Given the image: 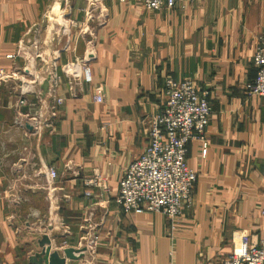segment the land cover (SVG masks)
<instances>
[{
	"label": "crops",
	"instance_id": "obj_1",
	"mask_svg": "<svg viewBox=\"0 0 264 264\" xmlns=\"http://www.w3.org/2000/svg\"><path fill=\"white\" fill-rule=\"evenodd\" d=\"M263 30L264 0H199L161 12L138 0L94 8L88 0H0V264H31L44 236L61 258L83 250L66 264H217L244 235L256 245L264 98L246 86ZM77 58H87L92 83L80 71L66 74ZM168 77L193 81L212 106L206 155L201 141L188 144L193 205L176 219L126 213L118 185L148 144ZM20 98L29 105L19 108ZM32 111L38 131L15 121ZM96 174L108 190L86 186Z\"/></svg>",
	"mask_w": 264,
	"mask_h": 264
},
{
	"label": "built area",
	"instance_id": "obj_2",
	"mask_svg": "<svg viewBox=\"0 0 264 264\" xmlns=\"http://www.w3.org/2000/svg\"><path fill=\"white\" fill-rule=\"evenodd\" d=\"M106 1L88 0L92 8L103 5ZM138 1L149 11L161 12L176 8L186 9L199 0ZM35 46L37 47V44ZM23 47V44L19 45L17 55H20ZM253 62L257 70L256 76L247 84L246 89L249 95L264 98V30L258 37ZM65 68L67 75L75 78L77 71H80L82 82L92 83L93 74L87 58H77ZM4 77H7L4 71H0V78ZM163 94L165 101L161 111L149 124L148 144L140 157L126 168L119 182L115 200L126 213L161 214L176 219L193 205L197 173L187 161L188 144L192 141H201L203 155H206V134L212 106L208 91L199 90L193 81L188 79L166 78ZM94 99L98 103L103 102L101 95H96ZM61 103L62 99L58 98L54 112ZM28 105L27 99H19V108ZM38 114L32 111L23 116L18 115L16 124H26L32 127L33 131H38L41 124ZM48 172L52 180L58 177L54 168H49ZM86 186L108 190L107 179L98 174L94 179L88 180ZM86 195L89 196L91 193L86 192ZM217 264H264V233L256 245L251 243L248 235L242 236L240 245Z\"/></svg>",
	"mask_w": 264,
	"mask_h": 264
},
{
	"label": "water",
	"instance_id": "obj_3",
	"mask_svg": "<svg viewBox=\"0 0 264 264\" xmlns=\"http://www.w3.org/2000/svg\"><path fill=\"white\" fill-rule=\"evenodd\" d=\"M47 88L48 84L45 91ZM30 129L32 130V127H30ZM38 244L40 251L30 258L31 264H66V259L78 261L83 256L79 255L83 252V250L66 249L64 250V257L61 258L57 252L51 251L52 243L48 236H44Z\"/></svg>",
	"mask_w": 264,
	"mask_h": 264
}]
</instances>
